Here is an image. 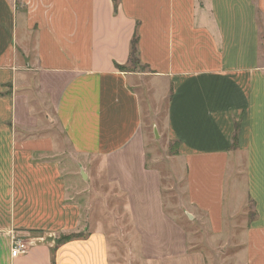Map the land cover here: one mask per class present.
Listing matches in <instances>:
<instances>
[{
  "label": "crops",
  "instance_id": "0c3cea01",
  "mask_svg": "<svg viewBox=\"0 0 264 264\" xmlns=\"http://www.w3.org/2000/svg\"><path fill=\"white\" fill-rule=\"evenodd\" d=\"M262 26L264 0H0V264H110L99 227L55 247L86 230L93 166L147 264H207L146 164L144 115L161 112L185 209L216 238L252 209L235 259L264 264ZM133 36L143 70L122 71ZM15 238L27 251L11 257Z\"/></svg>",
  "mask_w": 264,
  "mask_h": 264
},
{
  "label": "rangeland",
  "instance_id": "374dc122",
  "mask_svg": "<svg viewBox=\"0 0 264 264\" xmlns=\"http://www.w3.org/2000/svg\"><path fill=\"white\" fill-rule=\"evenodd\" d=\"M262 29L261 54L264 56L263 26ZM144 116L143 142L146 149V164L149 168L158 169L162 174L165 212L176 220L179 227L186 232L189 247L198 249L203 253L207 264H239L235 259L239 245L233 232L236 230V234L237 226L239 228L243 227L246 220L251 219L252 213L250 210L252 209L249 208L245 216L239 217L233 230L232 228L228 229V232H232L231 235L220 238L212 236L207 229L205 216L185 209V172L176 159L177 142L169 141L163 133L161 121L164 115L161 112L157 116V126L150 123L149 114ZM67 158L73 159V161L71 160L74 163L72 167L76 171H78L80 165L86 168L84 160L71 157L68 154ZM68 163L70 162L67 161ZM88 174L95 181L94 185L91 183V193L86 195L90 203L87 205L86 230L81 233L82 237H86L88 233L99 227L107 237L110 264H147L148 262H145L140 255L141 238L137 234L138 230L131 223L126 200L121 197L119 189L110 188L105 184L103 177L94 178L97 176L95 166L90 167ZM99 174L101 175V172ZM84 184L82 183V190L85 189ZM152 239L147 238V242L151 243ZM162 241L164 240L160 237H156L154 240L155 245L161 244Z\"/></svg>",
  "mask_w": 264,
  "mask_h": 264
},
{
  "label": "trees",
  "instance_id": "16d2710c",
  "mask_svg": "<svg viewBox=\"0 0 264 264\" xmlns=\"http://www.w3.org/2000/svg\"><path fill=\"white\" fill-rule=\"evenodd\" d=\"M122 71L126 70H143V67L140 64V60L138 57V52H137V37L133 36V39L131 40V46H130V53H129V59L127 62V66L125 67H118ZM81 234H71V235H66V236H60L56 240V248L73 240H79L83 239Z\"/></svg>",
  "mask_w": 264,
  "mask_h": 264
},
{
  "label": "built area",
  "instance_id": "2783aa9c",
  "mask_svg": "<svg viewBox=\"0 0 264 264\" xmlns=\"http://www.w3.org/2000/svg\"><path fill=\"white\" fill-rule=\"evenodd\" d=\"M27 251V243L21 238H15L11 244V257H17Z\"/></svg>",
  "mask_w": 264,
  "mask_h": 264
}]
</instances>
